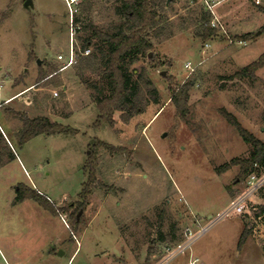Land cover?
Masks as SVG:
<instances>
[{
  "label": "rangeland",
  "instance_id": "1",
  "mask_svg": "<svg viewBox=\"0 0 264 264\" xmlns=\"http://www.w3.org/2000/svg\"><path fill=\"white\" fill-rule=\"evenodd\" d=\"M32 1L26 9L25 0H0V14H8L0 23V120L6 117L16 133L21 122L5 114L11 107L76 132L40 134L22 146L8 133L16 159L0 168V264H264V216L255 214L264 205L262 193L252 197L245 214L224 217L166 261L245 188L247 176L238 178L239 166L219 170L252 151L221 110L264 141V66L255 80L222 78L264 54V0H208L217 4L214 12L226 33L216 29L218 36L205 42L194 33L206 3L174 0L161 12L167 31L153 39L154 51L131 66L146 69L158 103L125 113L128 121L116 112L113 125L98 122L89 86L100 73L80 67L85 55L53 72L62 66L57 56L69 50L65 1ZM119 4L92 0L81 20L87 16L112 31L121 21L115 14ZM86 34L78 33L79 48ZM206 42L211 48L204 51ZM191 80L188 113L181 117L170 87ZM93 152L96 181L85 208L72 212L68 205L81 201ZM20 184L64 212L53 213L32 199L14 204ZM245 227L250 234L239 248Z\"/></svg>",
  "mask_w": 264,
  "mask_h": 264
},
{
  "label": "trees",
  "instance_id": "2",
  "mask_svg": "<svg viewBox=\"0 0 264 264\" xmlns=\"http://www.w3.org/2000/svg\"><path fill=\"white\" fill-rule=\"evenodd\" d=\"M173 1L167 4V0H120V4L115 7V14L121 21L113 26L112 31L100 29L88 20L87 16L83 20L81 17L78 18L81 22V30L85 34L87 33L81 39V51L95 48L90 54L82 57L80 67L100 73L99 80L94 81L89 86L95 91L93 102L99 110V123L105 122L113 125V115L116 112H121V118L128 121L129 117L125 113L130 115L135 112L140 113L148 103H158V91L149 78L146 69L143 68L137 72L131 66L140 58L152 53L155 48L153 39L161 37L167 31V27L164 25L166 22L161 16V12L169 8ZM91 5L92 0H84L81 5V15L90 11L89 6ZM203 9L200 17L196 20L194 35L205 42L215 39L218 32L211 27L212 14L209 10ZM7 17V13L0 14V23ZM94 40H96L95 43ZM263 66L264 54L233 74L222 78L226 80L237 78L255 80L256 72ZM56 71L57 69L53 72ZM194 83L195 80H191L180 85L179 88L170 87L171 102L176 106L177 114L181 117H185L188 113L187 102L189 101L190 89L193 88ZM5 112L8 116L17 118L21 122V127L15 133L18 146L26 144L40 134L56 135L76 132L71 127L53 121L47 116L30 117L26 112L16 111L11 107L7 108ZM221 114L236 128L243 141L251 146L252 151L246 158L235 157L231 159L219 168L220 172L233 166H239L238 178L242 180L254 171L264 170V141L244 128L230 112L222 109ZM101 145L114 149L112 145L106 142H102ZM89 158L91 160L89 178L86 187L82 190L81 201L68 205L72 212L85 208L88 195L91 193L90 185L96 181V153H91ZM15 159V152L0 128V168ZM262 198L264 199V192ZM26 199L36 201L53 213L64 212L63 209L61 210L35 189L20 184L16 190L14 204L21 203ZM255 214L258 218L264 216V205ZM249 234V230L245 227L238 243L239 248L244 245Z\"/></svg>",
  "mask_w": 264,
  "mask_h": 264
},
{
  "label": "built area",
  "instance_id": "3",
  "mask_svg": "<svg viewBox=\"0 0 264 264\" xmlns=\"http://www.w3.org/2000/svg\"><path fill=\"white\" fill-rule=\"evenodd\" d=\"M65 4L67 6L68 10V27H69V50L68 55L59 54L57 56L58 60L62 61V66L54 73L57 74L58 72H61L63 70H66L70 67H73L78 62V57L80 55H88L91 53V48L85 49L84 51H81V49L78 47L77 41H78V33L81 31V22L78 20L81 14V5L84 0H64ZM193 1V0H191ZM206 3L208 10L212 14L211 19V27L215 29H223V24L221 23L220 19L215 15L214 7L217 5L216 3H210L208 0H202ZM239 44H245L246 42L244 40H239ZM205 50L207 51L211 48V45L209 42H206L204 44ZM185 68L188 71H193V65L191 62H187L185 65ZM52 74V75H54ZM51 75V76H52ZM55 96H58L57 92H54ZM264 192V170L260 172H252L250 173L245 181V188L244 190L236 196L231 204L218 216L211 219V222L205 226L200 228V230L195 234L193 237L191 236L188 238L187 242L183 245H178L177 249L169 255V257L166 258V261L168 259H171L172 257L176 256L178 253L183 252L187 247L190 246V244L201 234H203L206 230H208L211 226H213L215 223H217L219 220L223 219L226 216H229L231 214L236 215H243L246 213V208L248 206V202L252 200V197L258 193ZM254 210H256V207H253ZM188 234H191L189 232ZM198 259H195L191 263L197 264Z\"/></svg>",
  "mask_w": 264,
  "mask_h": 264
},
{
  "label": "crops",
  "instance_id": "4",
  "mask_svg": "<svg viewBox=\"0 0 264 264\" xmlns=\"http://www.w3.org/2000/svg\"><path fill=\"white\" fill-rule=\"evenodd\" d=\"M216 43V42H215ZM220 45V44H219ZM217 48V47H216ZM66 89V87L64 88ZM16 95V94H15ZM17 97V96H16ZM11 98H14V96H11ZM8 100V99H7ZM10 100V99H9ZM2 121V122H1ZM5 126V127H4ZM0 128L1 130L3 131L5 137L7 138V140L9 141V144L12 146V143H13V140H12V137H8V133H10L12 131L13 135L15 136V132H13V130L10 129L8 123H7V120H6V117L2 116L1 117V120H0ZM8 132H7V130Z\"/></svg>",
  "mask_w": 264,
  "mask_h": 264
},
{
  "label": "water",
  "instance_id": "5",
  "mask_svg": "<svg viewBox=\"0 0 264 264\" xmlns=\"http://www.w3.org/2000/svg\"><path fill=\"white\" fill-rule=\"evenodd\" d=\"M171 2V0H167V4L168 3H170ZM24 7L26 8V9H31L32 7H33V1L32 0H25V2H24ZM258 34H260V31L257 33V35ZM39 63H40V61H39ZM162 74L163 75H165L166 73H165V71L164 72H162ZM80 216V213H79V215H78V217ZM211 217V216H210Z\"/></svg>",
  "mask_w": 264,
  "mask_h": 264
}]
</instances>
